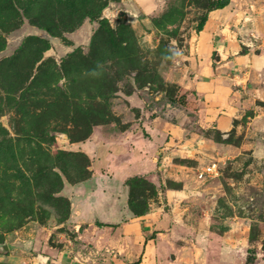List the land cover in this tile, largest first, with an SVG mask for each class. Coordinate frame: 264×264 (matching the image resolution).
Segmentation results:
<instances>
[{
    "label": "rangeland",
    "instance_id": "374dc122",
    "mask_svg": "<svg viewBox=\"0 0 264 264\" xmlns=\"http://www.w3.org/2000/svg\"><path fill=\"white\" fill-rule=\"evenodd\" d=\"M211 1L0 0V264L41 263L49 247H95L71 219L78 195L68 188L100 166L107 176L99 171L97 189L109 182L111 141L128 133L133 145L154 118L162 129L187 125L197 139L165 146L161 188L176 193L156 184L147 198L171 222L173 259L182 250L180 264H264V112L254 119L264 100L228 131L183 120L203 113L198 99L188 105L198 96L189 62ZM85 22L93 32L77 43L71 33ZM213 159L218 176L203 173Z\"/></svg>",
    "mask_w": 264,
    "mask_h": 264
},
{
    "label": "crops",
    "instance_id": "0c3cea01",
    "mask_svg": "<svg viewBox=\"0 0 264 264\" xmlns=\"http://www.w3.org/2000/svg\"><path fill=\"white\" fill-rule=\"evenodd\" d=\"M92 32V23L85 22L71 33V37L81 43L87 41ZM194 47L195 57L189 62L192 77L188 85L196 89L199 98L192 93L188 105L198 99L196 107L203 106V113L200 117L186 115L183 120L193 123L199 118L204 123L215 122L219 129L228 131L235 118L248 109L258 111L256 103L264 100V0H231L229 5L211 10L204 28L196 35ZM262 112L264 107L256 112L254 119ZM157 119L154 118L155 122L145 129L143 137L131 146L128 139L132 134L127 133L125 141H111L108 165L113 175L108 174L109 182L103 183L100 189H97L95 180L100 172L102 177L107 176L101 171L103 166L98 167L99 170L89 179L68 188L78 195L73 200L71 219L80 221L79 236H91L96 246L90 251H81L75 246L62 251L49 247L43 256L44 261L38 264H130L140 258L139 264H180L177 260L183 251L180 250L181 255L173 259L175 250L171 244L175 242L174 231L171 222L163 217V211L155 207L137 216L128 204L129 188L125 182L136 174L151 178L159 186L161 194L174 195L175 190L161 188L166 182L165 146L173 143L182 148L197 141L187 136V125L167 122V127L162 129ZM170 133L171 140L167 141ZM89 148L92 150L91 146ZM121 155L122 160L117 162L114 157ZM112 177L119 185L112 184ZM83 225L84 232H81ZM187 253L196 257L197 252L190 247ZM168 258L172 259L167 261ZM257 259L254 264H258Z\"/></svg>",
    "mask_w": 264,
    "mask_h": 264
},
{
    "label": "trees",
    "instance_id": "16d2710c",
    "mask_svg": "<svg viewBox=\"0 0 264 264\" xmlns=\"http://www.w3.org/2000/svg\"><path fill=\"white\" fill-rule=\"evenodd\" d=\"M231 3V0H212L211 1V7L209 11L213 9L223 8ZM209 13V12H208ZM208 13L205 14V16L201 19L198 30H202L204 28V25L208 19ZM177 99H172L171 102L173 105L177 103ZM126 185L129 188V198H128V204L131 211L137 215H143L146 214L149 211V203L147 198L152 197L153 195L157 194V186L154 182L150 181L147 176L136 174L133 176H130L126 180ZM255 250V249H254ZM252 250V252H254ZM250 251V250H248ZM256 253H254L255 255ZM255 257V256H254ZM250 259H248V263H250ZM255 259V258H254ZM141 262V258L138 259L135 262H132L130 264H139Z\"/></svg>",
    "mask_w": 264,
    "mask_h": 264
},
{
    "label": "built area",
    "instance_id": "2783aa9c",
    "mask_svg": "<svg viewBox=\"0 0 264 264\" xmlns=\"http://www.w3.org/2000/svg\"><path fill=\"white\" fill-rule=\"evenodd\" d=\"M221 172V160H211L203 167V173L210 176H218Z\"/></svg>",
    "mask_w": 264,
    "mask_h": 264
}]
</instances>
